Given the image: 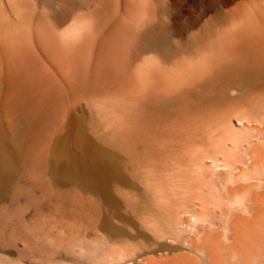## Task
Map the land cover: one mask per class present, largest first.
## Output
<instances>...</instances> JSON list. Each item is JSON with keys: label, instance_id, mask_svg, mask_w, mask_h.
<instances>
[{"label": "bare ground", "instance_id": "6f19581e", "mask_svg": "<svg viewBox=\"0 0 264 264\" xmlns=\"http://www.w3.org/2000/svg\"><path fill=\"white\" fill-rule=\"evenodd\" d=\"M0 264H264V0H0Z\"/></svg>", "mask_w": 264, "mask_h": 264}]
</instances>
